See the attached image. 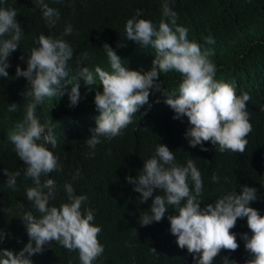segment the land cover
<instances>
[{"label":"trees","instance_id":"1","mask_svg":"<svg viewBox=\"0 0 264 264\" xmlns=\"http://www.w3.org/2000/svg\"><path fill=\"white\" fill-rule=\"evenodd\" d=\"M45 2L60 13L52 28L47 26L42 10L32 0H8L7 4H0V7L16 9V20L23 31L20 45L8 58L9 76H0V232L4 234L0 249L18 253L29 242L20 217L23 212L33 210L26 197V188L33 186V182L25 178L26 166L15 153L10 137L32 101L31 97L23 95L28 81L16 76V68L26 70L30 50L38 47L36 41L41 34L62 38L74 50L73 58L68 61L71 84L62 81L64 94L45 98L36 109L39 122L51 127L57 137L56 148L46 146L62 167L46 177L56 183V198L50 201V206L59 207L69 202L64 190L66 183L72 184L75 195L87 196L81 211H93L92 223L101 227L98 240L104 246L103 254L93 264H196L170 232L167 217L176 214L174 208L169 207L160 222L140 225L139 218L150 210L153 199L161 192L155 189L147 202L140 203L141 194L133 191L135 185L126 178L138 177L159 144L174 153L179 165L186 166L188 160H193L203 181L202 207L214 204L233 191L239 195L242 186H248L257 190V199L249 206L264 216V161L260 164L264 159V0H169V6L177 13V25L188 29V39L197 42L202 51H212L210 59L216 65L215 79L231 84L238 96L248 93L251 97L246 106L252 131L246 137L248 144L244 153H219L210 142L203 145L208 151H202L199 145L189 146L185 138L190 127L187 117L173 119L174 110L165 103L167 96L163 93L178 95L181 79L178 73L169 72L159 77L163 93L150 90L148 103L138 110L133 123L121 136L110 141L101 137L102 143L96 146L95 156L91 158V149L85 141L91 138L90 130L96 127L99 115L94 104L95 94L103 89L98 77L96 84L87 85L79 78V71L87 67L94 76L96 67L112 71L103 49L105 43L127 69L141 73L151 70L154 50L127 40L125 24L141 9L138 19L150 20L158 28L163 18V0ZM69 24L72 33L63 35ZM209 36L214 43H206L205 38ZM82 53H87L88 58L82 59ZM77 83L81 98L75 107H70L69 93ZM13 103L17 104V111L9 112V105ZM5 169L10 173L20 172L16 190L7 186ZM77 170L79 177L74 179ZM213 174L219 177L218 183L212 181ZM231 231L236 234L239 248L234 252L222 250L213 264H223V257L235 264H246L252 259L242 239L244 233L251 236L247 218H238ZM30 259L33 264H80L77 251H68L56 242L46 245L42 254Z\"/></svg>","mask_w":264,"mask_h":264},{"label":"clouds","instance_id":"2","mask_svg":"<svg viewBox=\"0 0 264 264\" xmlns=\"http://www.w3.org/2000/svg\"><path fill=\"white\" fill-rule=\"evenodd\" d=\"M32 2L42 10L47 26L54 27L60 18L59 11L49 7L45 0ZM55 2L62 3L63 0ZM7 3L8 0H0V4ZM141 12V9H137L136 16L126 21L125 34L127 40L154 50L151 70L141 73L127 69L116 52L105 43L103 49L112 71L96 67L95 76L87 67L79 71V78H83L87 85L96 84L98 77L103 89L95 94L94 104L99 115L96 117V127L90 130L91 138L85 141L91 149L89 158L95 156L96 146L102 143L101 137L110 141L123 134L124 129L133 123L138 110L148 103L150 90L162 92L160 74L169 72H176L181 78L178 95L175 92L171 95L162 93L167 96L165 103L174 110L173 119L187 117L190 127L185 132V138L189 146L195 148L199 145L202 151H208L203 145L210 142L219 153H244L248 144L246 137L252 131L246 106L251 99L249 94L238 96L231 84L215 79L216 65L210 59L212 51H202L197 42L188 39V29L177 25V13L169 6V0H163V18L158 28L150 20L138 19ZM16 16L15 8L0 7L2 77L9 76L6 71L10 67L8 58L17 50L23 37ZM72 31L69 24L63 35H70ZM205 40L208 44L214 43L211 36ZM36 43L38 47L30 50L26 70H21L19 66L16 68V76L28 81V89L23 95L31 97L32 101L10 137L15 153L26 166L25 178L33 182V186L26 188V197L33 210L23 212L20 217L29 242L18 253L0 249V264H33L30 257L42 254L45 246L53 242L68 251H77L80 264H93L104 252V246L98 240L102 229L92 223L94 213L91 209H85L82 213L81 205L88 198L86 195H75L70 183L64 185L69 202L59 207L50 206V201L56 198V183L46 177L62 170V167L46 146L56 148L57 137L51 127L39 122L36 115L37 106L45 98L52 99L64 94L62 81L71 84L68 61L73 58L74 50L62 38L44 34L38 37ZM81 58L87 59L88 54L82 53ZM80 98L77 83L69 93V106L75 107ZM8 111H17V104L9 105ZM259 172L262 174L261 170ZM4 173L7 186L16 190L20 172L10 173L5 169ZM42 177L46 179L42 180ZM78 177L79 170L74 179ZM126 179L135 185L133 191L141 194L140 203L147 202L155 189L160 190L161 194L155 196L150 210L139 218L140 225L160 222L169 207L174 208L176 214L167 217L170 232L177 238V245L181 249L186 248L196 264H213L222 250L236 251L239 244L231 229L236 226L238 218L245 217L251 236L244 233L242 239L245 250L252 256L246 264H264V216L249 206L257 199L255 188L242 186L239 195L233 191L217 199L214 204L202 207L203 181L200 171L193 160H188L186 166L177 164L174 153L164 144L157 146L155 155L145 161L136 179L131 176ZM212 181L218 183L219 177L213 174ZM20 207L24 205L20 204ZM3 240L4 234L0 232V243ZM223 264H235V261L223 257Z\"/></svg>","mask_w":264,"mask_h":264}]
</instances>
